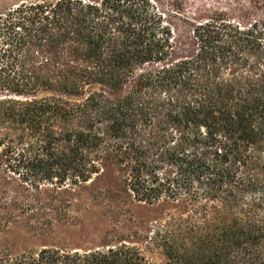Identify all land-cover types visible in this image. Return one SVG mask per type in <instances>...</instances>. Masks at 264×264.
<instances>
[{
	"label": "trees",
	"instance_id": "16d2710c",
	"mask_svg": "<svg viewBox=\"0 0 264 264\" xmlns=\"http://www.w3.org/2000/svg\"><path fill=\"white\" fill-rule=\"evenodd\" d=\"M187 17L174 35L155 0L0 11V264H264V26ZM91 223L93 247L32 243Z\"/></svg>",
	"mask_w": 264,
	"mask_h": 264
},
{
	"label": "rangeland",
	"instance_id": "374dc122",
	"mask_svg": "<svg viewBox=\"0 0 264 264\" xmlns=\"http://www.w3.org/2000/svg\"><path fill=\"white\" fill-rule=\"evenodd\" d=\"M22 0H0V11ZM160 10L166 14V21L174 31V35H186L190 18L188 13L201 7L211 10H228L236 21H258L264 26V0H155ZM88 226L66 225L57 227L46 240L33 241L37 246L65 241L72 247H93L97 244L98 229ZM100 227V226H99ZM22 231L14 232L15 235ZM152 263H161L162 256L157 252L148 253Z\"/></svg>",
	"mask_w": 264,
	"mask_h": 264
}]
</instances>
